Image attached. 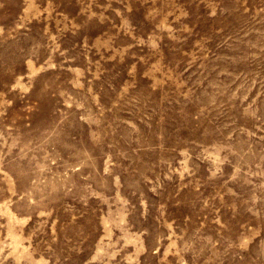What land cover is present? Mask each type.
Returning <instances> with one entry per match:
<instances>
[{"label":"rangeland","instance_id":"obj_1","mask_svg":"<svg viewBox=\"0 0 264 264\" xmlns=\"http://www.w3.org/2000/svg\"><path fill=\"white\" fill-rule=\"evenodd\" d=\"M0 264H264V0H0Z\"/></svg>","mask_w":264,"mask_h":264}]
</instances>
